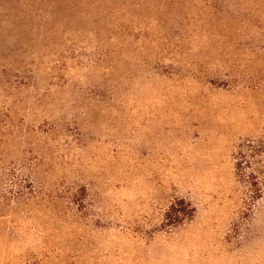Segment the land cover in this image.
<instances>
[{
    "label": "rangeland",
    "instance_id": "obj_1",
    "mask_svg": "<svg viewBox=\"0 0 264 264\" xmlns=\"http://www.w3.org/2000/svg\"><path fill=\"white\" fill-rule=\"evenodd\" d=\"M0 264H264V0H0Z\"/></svg>",
    "mask_w": 264,
    "mask_h": 264
},
{
    "label": "trees",
    "instance_id": "obj_2",
    "mask_svg": "<svg viewBox=\"0 0 264 264\" xmlns=\"http://www.w3.org/2000/svg\"><path fill=\"white\" fill-rule=\"evenodd\" d=\"M263 151V150H260ZM257 148L254 145L252 140H245L240 145V161L237 163V167L241 168L243 171V175L248 179V182L252 185L255 184L254 180V171L246 173V169H250L252 161L256 157ZM44 187H39L35 185L33 182L30 183V199L32 202H36V204H42L43 199H46L48 202H52L49 200L50 198H45L43 196ZM87 191L85 187H81L79 193L72 189L67 194L64 200L67 201V208H78L83 204L82 199L86 197ZM34 213V209L32 210ZM195 208L186 200L184 199H177L175 200L168 210L165 213V226L167 227H177L183 224L186 220L191 219L194 216Z\"/></svg>",
    "mask_w": 264,
    "mask_h": 264
}]
</instances>
